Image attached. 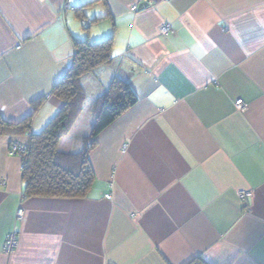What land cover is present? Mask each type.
<instances>
[{
  "label": "crops",
  "instance_id": "obj_1",
  "mask_svg": "<svg viewBox=\"0 0 264 264\" xmlns=\"http://www.w3.org/2000/svg\"><path fill=\"white\" fill-rule=\"evenodd\" d=\"M64 2L0 0V264H264V0ZM109 37L94 84L112 71L136 102L97 135L90 189L24 196L15 126L39 133L60 110L74 39ZM94 97L60 152L90 135Z\"/></svg>",
  "mask_w": 264,
  "mask_h": 264
},
{
  "label": "trees",
  "instance_id": "obj_2",
  "mask_svg": "<svg viewBox=\"0 0 264 264\" xmlns=\"http://www.w3.org/2000/svg\"><path fill=\"white\" fill-rule=\"evenodd\" d=\"M111 43V37L100 41L73 40L71 65L52 90L63 104L42 131L29 134L28 149L21 156L24 196L73 198L84 196L90 189L94 173L89 152L97 135L136 102L129 84L118 77H113L104 90L94 84L114 65ZM90 93L95 95L90 110L94 120L90 135L77 138L70 152H60L59 139L70 130ZM2 125L4 129L9 127L0 121V129ZM29 131L28 119L15 126L17 134L28 135Z\"/></svg>",
  "mask_w": 264,
  "mask_h": 264
},
{
  "label": "built area",
  "instance_id": "obj_3",
  "mask_svg": "<svg viewBox=\"0 0 264 264\" xmlns=\"http://www.w3.org/2000/svg\"><path fill=\"white\" fill-rule=\"evenodd\" d=\"M69 1L70 0H65L64 4L62 5L60 11L63 12L64 10H66L69 6ZM85 21L86 20H81V22L83 24H85ZM170 26L168 24H163L161 25L159 31L161 34H166L170 31ZM234 105H235V108L236 110L238 111H243L246 109L247 107V103L244 102L242 99H238L234 102ZM19 141L17 140H14L12 141L10 144H9V154L10 155H17L19 157L22 156V147L20 145H18ZM24 148V147H23ZM249 193H244V192H239V196L242 198H244L245 196H247ZM107 199H110V194L107 193L104 195ZM17 216L19 217L20 216V210L17 212ZM17 245V234L14 232V231H11L9 232L7 235H6V238L4 240V243H3V246H2V252L9 255L11 254L15 247Z\"/></svg>",
  "mask_w": 264,
  "mask_h": 264
},
{
  "label": "rangeland",
  "instance_id": "obj_4",
  "mask_svg": "<svg viewBox=\"0 0 264 264\" xmlns=\"http://www.w3.org/2000/svg\"><path fill=\"white\" fill-rule=\"evenodd\" d=\"M82 20H84V19H82ZM87 20L85 21V24H87ZM113 73H112V71L111 72H109L108 74H103L102 75V78H103V85H104V87H105V89L107 88V86H108V84L110 83V81L112 80V78H113ZM18 135H22L23 136V138L24 139H21V140H17V141H19L18 143V145H20L21 147H22V151H21V153L22 154H24L26 151H27V149H28V141H29V135H27V134H18ZM60 140V139H59ZM24 147V148H23ZM57 149H58V145H57Z\"/></svg>",
  "mask_w": 264,
  "mask_h": 264
},
{
  "label": "water",
  "instance_id": "obj_5",
  "mask_svg": "<svg viewBox=\"0 0 264 264\" xmlns=\"http://www.w3.org/2000/svg\"><path fill=\"white\" fill-rule=\"evenodd\" d=\"M142 5H146V2H141V3H139V8L142 6Z\"/></svg>",
  "mask_w": 264,
  "mask_h": 264
}]
</instances>
